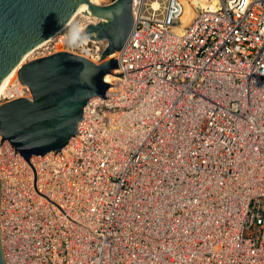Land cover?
Listing matches in <instances>:
<instances>
[{
	"label": "built area",
	"instance_id": "2783aa9c",
	"mask_svg": "<svg viewBox=\"0 0 264 264\" xmlns=\"http://www.w3.org/2000/svg\"><path fill=\"white\" fill-rule=\"evenodd\" d=\"M133 11L108 99L88 102L62 155L30 159L36 180L0 135L6 264H264V0H134ZM83 13L34 60L102 63L107 41L70 45L73 25L86 34L101 20ZM105 119L123 136L107 148L90 139Z\"/></svg>",
	"mask_w": 264,
	"mask_h": 264
},
{
	"label": "water",
	"instance_id": "95a60500",
	"mask_svg": "<svg viewBox=\"0 0 264 264\" xmlns=\"http://www.w3.org/2000/svg\"><path fill=\"white\" fill-rule=\"evenodd\" d=\"M82 4L87 5L83 14L101 19L88 25L85 33L93 40L108 42L103 62L97 64L70 52L29 61L20 68L18 78L32 97L0 105L2 142L8 141L27 162L33 156L62 155L79 133L88 102L94 97L106 98L113 86L106 77L118 68L114 54L123 49L135 25L134 0H112L109 4L92 0H0V85L31 50L65 28ZM1 199L0 178V210ZM0 264H6L1 224Z\"/></svg>",
	"mask_w": 264,
	"mask_h": 264
},
{
	"label": "bare ground",
	"instance_id": "6f19581e",
	"mask_svg": "<svg viewBox=\"0 0 264 264\" xmlns=\"http://www.w3.org/2000/svg\"><path fill=\"white\" fill-rule=\"evenodd\" d=\"M94 3H97V4H99V3H102L104 0H92ZM86 7H87V5L86 4H82L80 7H79V9H78V14H80V13H82V12H85L86 13ZM85 15V14H84ZM46 42V41H45ZM45 42H43L42 44H44ZM42 44H40V45H38L36 48H34L33 50H31L24 58H23V60H22V62H21V64H19V66L15 69V71L13 72V73H11L10 74V76H8L2 83H1V85H0V105H1V101H2V99L3 98H5L6 97V95L8 94V93H10V92H12V91H10L9 92V89H10V87L14 84V82L15 81H18V72H19V70H20V68L24 65V64H26V63H28L29 61H31V59H32V54H33V52L37 49V48H39ZM115 55V57L114 58H116L119 54L118 53H115L114 54ZM34 59V58H33ZM106 80L108 81V82H112V81H114V77L112 76V75H108L107 77H106ZM110 90V89H109ZM107 92H109L108 90H107ZM107 94V93H106ZM100 116H102V115H100ZM103 117V116H102ZM84 118V117H83ZM104 118V117H103ZM82 121H83V119H82ZM91 121V120H90ZM105 121H106V124H104V127H101V128H97V129H91V131H92V133L90 134V139H91V143H92V139L93 140H96V144L97 145H100V146H102L103 148H107V147H109V146H112L113 145V143L117 140V139H123V136L121 135V134H119L118 133V135H113V136H110L109 135V132H108V129H109V121H107L106 119H105ZM92 122V121H91ZM109 122V123H108ZM173 128H174V130L176 129V127L175 126H173ZM95 131V132H94ZM80 134V132L78 133V135ZM77 135V136H78ZM76 136V137H77ZM76 137H74V138H76ZM145 137V140H146V142H148V144H147V148L148 149H152L153 147H154V145H153V138L152 137H150V136H148V135H145L144 136ZM74 138H72L71 140H73ZM130 139H136L135 138V136H133V135H130V137H129ZM74 144H78L76 141H75V143ZM33 157H35V156H33ZM32 157V158H33ZM185 219H183V221H182V223H184V224H186V221H184ZM237 263V262H236ZM236 263H234V264H236Z\"/></svg>",
	"mask_w": 264,
	"mask_h": 264
},
{
	"label": "clouds",
	"instance_id": "9594fccd",
	"mask_svg": "<svg viewBox=\"0 0 264 264\" xmlns=\"http://www.w3.org/2000/svg\"><path fill=\"white\" fill-rule=\"evenodd\" d=\"M69 42L71 46H82L87 43L89 36L83 34L80 25H73L69 30Z\"/></svg>",
	"mask_w": 264,
	"mask_h": 264
},
{
	"label": "rangeland",
	"instance_id": "374dc122",
	"mask_svg": "<svg viewBox=\"0 0 264 264\" xmlns=\"http://www.w3.org/2000/svg\"><path fill=\"white\" fill-rule=\"evenodd\" d=\"M104 1L109 2L110 0H104ZM36 54H37L36 52H33V54H32V59H31V60H34L33 58L36 56ZM17 78H18V77H17ZM19 84L22 85V84L20 83V81H19V78H18V81H15L14 84L10 87L9 92H10V91L13 92L15 89H17L18 87H20ZM12 92L8 93V94L6 95V97L2 99L1 104L5 103L6 101L10 100L9 98H12V97H13V96H11V93H12ZM12 99H14V98H12Z\"/></svg>",
	"mask_w": 264,
	"mask_h": 264
}]
</instances>
